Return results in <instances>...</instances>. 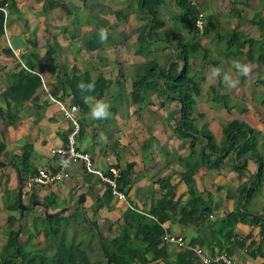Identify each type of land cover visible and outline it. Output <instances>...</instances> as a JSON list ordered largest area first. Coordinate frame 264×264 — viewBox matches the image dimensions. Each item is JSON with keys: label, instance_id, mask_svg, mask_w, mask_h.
I'll use <instances>...</instances> for the list:
<instances>
[{"label": "crops", "instance_id": "obj_1", "mask_svg": "<svg viewBox=\"0 0 264 264\" xmlns=\"http://www.w3.org/2000/svg\"><path fill=\"white\" fill-rule=\"evenodd\" d=\"M5 7L6 27L0 37V93L15 86L14 96L19 100L0 98V143L4 144L0 161L6 163L0 167V213H8L7 206L18 185L16 171L8 163L14 164L13 157L20 159L27 146L30 152L23 176L26 181L22 202L28 207L31 197L36 196L35 201L39 203L31 206L27 216L38 215L39 209L44 212L43 200L49 196L55 201L47 207L49 213L68 208L65 212L68 214L81 209L76 203L82 196L84 216L96 222L103 235L113 237L117 235L114 223L128 208L147 213L167 196L172 207L167 210L163 224L166 234L201 247L206 254L216 253V242H222L226 231L222 236L215 234V223L236 211L242 187L258 168L254 161L247 159L242 163H246V169L238 173L233 168L235 162L231 155L218 168L200 162L192 188L209 204L211 211L204 215V222L179 224L180 212L189 199L182 180L189 161V139L180 137L175 130L178 103L159 97L152 89L140 91L138 102L132 97V82L145 74L146 64L156 63L151 69L158 72L159 66L165 64L160 61L166 62L173 49L164 41L152 42L148 53H136L138 34L147 21L138 11L136 0H7ZM117 11L121 13L116 15ZM101 27L107 29V39L100 38ZM228 71L239 80L235 87L218 78L214 83L211 71L201 74L198 70L202 79L191 116L194 125L205 127L217 144L222 140V128L232 120L257 130V139H263V111L257 109L256 114L250 105L236 109L235 104H228L231 107L228 112L222 101H215L218 96H225L228 103L231 89L250 87L245 82L247 76L239 73L235 65ZM81 81L95 86L82 90ZM50 96L65 105L77 106L76 148L88 153L92 168L103 175H109L113 167L120 169V174L125 175L121 178L122 197L110 194L108 184L98 175L86 173L76 161L69 165L68 180L49 186L28 185L29 177L38 170H57L58 156L52 150L63 147L71 131L70 123ZM86 96L107 102L110 115L91 117ZM249 96L248 93L246 97ZM203 144L204 139L200 137L195 150L200 151ZM256 149L261 151L257 145ZM214 159L212 156L209 163ZM241 202L243 208L239 210L250 218L235 225L234 237L222 253L234 264H264V179L263 186ZM251 218L258 221L253 223ZM162 245L164 250L157 256L151 252L146 254V264H199L176 244L164 242ZM90 261L92 264L106 262L99 257Z\"/></svg>", "mask_w": 264, "mask_h": 264}, {"label": "trees", "instance_id": "obj_2", "mask_svg": "<svg viewBox=\"0 0 264 264\" xmlns=\"http://www.w3.org/2000/svg\"><path fill=\"white\" fill-rule=\"evenodd\" d=\"M172 1L179 8V22L183 28H186L189 39L185 38L179 31L168 32L163 29L161 8L165 5V0H136L138 11L143 13L147 20L138 34L136 53L145 55L150 51L152 42L162 41L169 44L173 52L164 66H159L158 72L154 73L151 69L157 66L156 63L148 62L146 64L145 74L132 82V97L134 101L138 102L140 101L138 94L140 91L152 89L157 91L159 97H165V99L178 103V108L175 110V130L180 137L189 139V161L186 162L187 170L182 175V180L188 189L189 199L180 212L179 224L182 226L204 222V215L211 211L209 204L192 188L193 176L200 162H208L213 168H218L231 155L235 162L233 168L238 173L246 169V163L244 165L242 163L247 159L256 163L257 174L255 177L254 174L251 175L242 187L239 207L235 209V212L228 213L215 223V234L222 236L223 232L226 231L222 236V242L220 240L216 242L217 252L222 253L225 251V245L234 237L235 225L238 222H246L250 218L247 213L244 214L240 211L243 208L241 201L251 198L256 193V189L263 186L264 160L256 149L258 132L245 123L237 120L226 123L222 128V140L219 144L215 142L205 127L198 128L194 125L191 116L195 106V98L201 92L199 81L202 77L198 71L193 70L192 60L195 55H201V59L206 62L210 59L209 49L196 40L195 33L201 32L203 35H208L214 26L208 24V26H202V29L196 27V20L201 13L198 6L191 0ZM6 4L7 0H0V8L5 7ZM231 11H236L235 7ZM120 13L121 11H117L116 15ZM152 15L154 18L148 32ZM238 18L241 19L242 17L238 15ZM3 22L4 14L0 10V37L4 34ZM251 23L259 30L258 39L249 38L243 32L235 29L222 33L217 32L215 38L218 41H224L222 53L226 59L243 56L248 64L262 66L264 65V18L257 12L252 17ZM174 54L175 57L173 58ZM172 58L173 61L170 64ZM210 63L217 66L219 60H212ZM25 77H28L27 73ZM258 82L264 87V78H260ZM22 84L23 82L20 83V87ZM211 90L212 93L215 92L213 89ZM14 92L15 86L0 93V98L10 97L19 100L14 96ZM217 98L215 101H222L224 108L229 112L231 107L227 104L225 96H218ZM1 112L0 108V117H2ZM199 136L204 139V144L200 151H196L195 146ZM3 149L4 144L0 143V156ZM29 152L26 146L23 148L20 159L19 157L12 158V162L19 168L22 182L26 181L23 176L27 171ZM212 156L215 159L209 163ZM195 159H199L198 162ZM127 172L126 175H129ZM124 176L122 173L116 179V190L119 193H123L121 178ZM249 183L250 187H248ZM166 188L170 189L169 187ZM111 192V188H109V193L111 194ZM166 198L167 196H164L147 213L128 208L122 213L120 220L114 223L117 235L109 237V235H103L100 232L96 222L91 221L86 215L83 218L80 208H76L68 214L63 212L58 217L52 218L46 217L42 212L32 216L30 227L20 225L19 228L14 229L12 226L15 223H21L23 217L30 213L32 202L37 200L36 196H32L27 211L21 213L18 209L16 189L13 199L6 209L8 212L6 220L8 224L7 238L0 252V264H92L87 252L89 245H86V238L78 236V226H81L82 231L87 233L88 241L96 239L101 256L106 261L105 264H146L148 262L147 253L151 252L157 256L164 250L163 245L161 246L164 243L163 237L166 233L163 224L167 220V210L172 207V202ZM43 203L49 208L55 204V201L49 196L43 200ZM251 221L255 223L258 218H251ZM23 232L31 236L45 232L51 239V250L49 248L26 249L20 242V235ZM262 233L264 235V229Z\"/></svg>", "mask_w": 264, "mask_h": 264}, {"label": "rangeland", "instance_id": "obj_3", "mask_svg": "<svg viewBox=\"0 0 264 264\" xmlns=\"http://www.w3.org/2000/svg\"><path fill=\"white\" fill-rule=\"evenodd\" d=\"M191 1L199 8V11L202 15L203 26H208V24H213L214 26V29L210 30L208 35H203L201 32L195 33L196 40L202 43L207 49H209L210 59L208 62H206L205 60L201 59V55H195L192 60L193 70H200L201 74L210 72L211 68L213 67V65L210 63V61L212 60H219L217 66L222 67L224 71L227 72H229L228 70H232V67L237 61L247 65L249 71L246 74L247 79H245V82L250 83V87L247 90L241 89L236 91L231 89V95L229 97L230 99H228L227 104H235L236 109L245 108L250 105L251 107H254L256 109L254 113L257 114V109L264 112V87L258 82L260 78H264V65H249L243 56L231 57L229 59H226L222 53L224 51V41H218L215 38V33L217 32L222 33L230 29H235L243 32L249 38L258 39L260 35L259 30L256 26L252 25L251 19L257 12L260 13L264 18V0ZM234 7L236 11L232 12L231 10L232 8L234 9ZM161 13L163 17L162 21L164 23L163 29L169 32L179 31L185 38L189 39L186 28H183V26L179 22V8L174 5L172 0H165V5L161 8ZM238 15H240L242 18L239 19ZM160 63L163 65L165 63V60L160 61ZM217 78L218 80H220V82H224L223 73H221L219 76H214V79H212L214 83L217 82ZM217 91H219V89ZM236 93L238 94V96H236ZM248 93L250 94V96L246 97ZM207 95L209 97L211 96L209 90ZM234 101L235 103H232ZM256 145L263 152L264 138L262 139L261 137H259L257 139ZM261 151L259 153L262 157H264V153H262ZM36 211H38L37 214L41 213V209ZM4 214L8 215V213H0V252L2 251L4 242L7 238L6 229L8 228V224L6 222L7 216H5ZM31 218L32 215H26L25 217H23L21 223H15L12 227L14 229L19 228L20 225H23V227H30ZM77 228L78 236L84 239L86 238V245H89V247L87 248L88 257H94L95 259L99 257L101 261H103L101 251L99 250L96 239L88 241L87 239L89 238V236L87 235V233H84L82 231V227L78 226ZM69 235H71L70 232ZM185 237L187 240H189V237L187 235H185ZM20 242L26 249L29 250H41L44 248H49V250H51L52 248L50 245L51 239L48 237V235H46L45 232H42L41 235L32 236L23 232V234L20 235ZM52 246L54 247L53 244Z\"/></svg>", "mask_w": 264, "mask_h": 264}, {"label": "built area", "instance_id": "obj_4", "mask_svg": "<svg viewBox=\"0 0 264 264\" xmlns=\"http://www.w3.org/2000/svg\"><path fill=\"white\" fill-rule=\"evenodd\" d=\"M4 14L3 28L6 27L7 9L6 7L0 8ZM203 20L200 14L196 20V27L202 29ZM51 101L57 104L62 115L71 125V131L66 137V144L61 147L52 150V153L58 156L57 170L54 172H46L44 170H38L37 173L28 179L29 186H49L62 181H66L70 178L69 165L76 161L81 163L86 173L96 174L111 188L113 194H117L122 197L123 195L116 190V179L120 175V169L113 167L109 171V175H103L102 173L95 171L92 168V163L89 154L82 152L76 148V136L79 133V123L76 118L77 106L65 105L61 101H58L51 96ZM164 242L174 243L184 251L190 252L200 264H234L232 259L226 253H213L211 255L206 254L205 251L198 246L190 245L177 236H169L165 233L163 237Z\"/></svg>", "mask_w": 264, "mask_h": 264}, {"label": "clouds", "instance_id": "obj_5", "mask_svg": "<svg viewBox=\"0 0 264 264\" xmlns=\"http://www.w3.org/2000/svg\"><path fill=\"white\" fill-rule=\"evenodd\" d=\"M100 38L101 39H107L108 32L106 28L101 27L99 30ZM236 70L241 74H247L249 71V68L247 65L237 61L235 62ZM211 72L214 76H219L221 73H223V80L229 87H235L239 80L233 78L230 72L224 71V69L220 66H213L211 68ZM94 83H86L84 81H81L79 83V87L82 90H90L94 88ZM85 100L90 102V115L93 118H106L110 115V105L105 102L103 99H97L93 96H86Z\"/></svg>", "mask_w": 264, "mask_h": 264}, {"label": "water", "instance_id": "obj_6", "mask_svg": "<svg viewBox=\"0 0 264 264\" xmlns=\"http://www.w3.org/2000/svg\"><path fill=\"white\" fill-rule=\"evenodd\" d=\"M153 18H154V16L152 15L151 16V23H150L148 32L150 31V28L152 26ZM174 57H175V54H174L173 58ZM173 58L171 59L170 64L173 61ZM5 165H6L5 162L0 161V167H4ZM8 165L14 167V169L16 171V174H17V179H18V185H17L18 209H19V211H21V213H23L24 211H26L27 207L24 206L23 202H22L23 182H22V179H21V176H20V172H19L18 167L16 165H14L12 163H8ZM256 174H257V171H256L254 177L256 176ZM254 177H253V179H254ZM37 204H39V203L37 201H34L32 206H35ZM82 204H83L82 203V196H80V198H79L78 202L76 203V205H79L81 207V209H82ZM43 208H44V215L46 217H49V218L58 217L61 213L66 212L68 210V208H63L61 211H58L56 213H49L47 207L44 204H43ZM82 216L84 218L83 210H82Z\"/></svg>", "mask_w": 264, "mask_h": 264}]
</instances>
